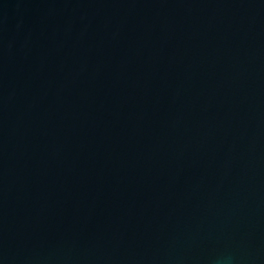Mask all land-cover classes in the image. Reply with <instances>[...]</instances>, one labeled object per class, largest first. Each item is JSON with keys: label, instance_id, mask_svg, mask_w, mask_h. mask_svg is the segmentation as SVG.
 Here are the masks:
<instances>
[{"label": "water", "instance_id": "water-1", "mask_svg": "<svg viewBox=\"0 0 264 264\" xmlns=\"http://www.w3.org/2000/svg\"><path fill=\"white\" fill-rule=\"evenodd\" d=\"M0 264H264V0H0Z\"/></svg>", "mask_w": 264, "mask_h": 264}]
</instances>
